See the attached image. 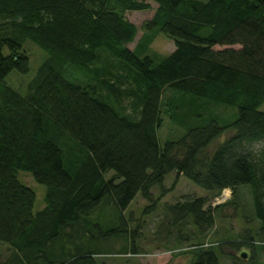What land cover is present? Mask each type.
<instances>
[{
	"label": "trees",
	"instance_id": "obj_1",
	"mask_svg": "<svg viewBox=\"0 0 264 264\" xmlns=\"http://www.w3.org/2000/svg\"><path fill=\"white\" fill-rule=\"evenodd\" d=\"M150 1L138 28L126 13L151 10L145 0H0V243L8 251L0 264L139 255L142 223L130 229L123 211L137 193L154 209L150 190L158 185L163 196L171 172L212 198L229 189L231 200L211 207V197L185 196L167 205L165 232L187 222L202 237L238 189L251 196L241 218L255 224L230 240L192 244L190 264H220L224 247H245L248 264H264V0ZM159 33L173 43L166 55L149 50ZM27 40L47 55L21 95L4 79L27 72ZM184 96L233 106L236 117L160 143L162 114L177 121ZM21 170L46 187L40 210ZM104 209L115 213L101 221Z\"/></svg>",
	"mask_w": 264,
	"mask_h": 264
},
{
	"label": "rangeland",
	"instance_id": "obj_2",
	"mask_svg": "<svg viewBox=\"0 0 264 264\" xmlns=\"http://www.w3.org/2000/svg\"><path fill=\"white\" fill-rule=\"evenodd\" d=\"M145 1L150 2L152 6L151 10L126 13L127 18L138 28L144 20L150 18L152 9L155 7V4L150 0ZM140 36L141 31L138 29L133 42L127 45L129 49L134 48ZM23 47L28 55L27 72L20 73L12 70L4 79L7 85L21 95L25 94L27 83L34 76L39 64L47 55L46 52L28 40L24 42ZM215 48L218 47L216 46ZM149 50L150 53L166 55L173 50V43L163 34L159 33L150 43ZM258 109L264 112V102ZM175 115L179 117L177 121L169 113L162 114V124L156 131L160 143L165 140L176 139L185 133L188 127L204 124L210 118L216 119L220 124L230 122L236 117V109L233 106L212 102L206 103V100L184 96L180 101V108ZM228 135L229 133L223 134L219 140L223 141ZM17 178L34 191L36 198L33 210L37 211L43 208L45 205V185L36 182L27 171H18ZM163 187L167 190L163 196H160L161 188L158 185L153 186L150 190L154 200L157 201L154 209L151 207L152 202L144 199L137 193L128 207L123 211L124 217L131 219L130 229L134 228L138 221L142 223L139 237L135 240L141 253L137 256L108 257L109 264H116L126 258L145 264H190L191 255L188 253L187 248L192 244L200 242L208 244L214 241L230 240L243 231L245 227L255 224L253 221L249 222V224L245 223L244 219L241 218L242 211L250 215L249 211L251 209L250 192L247 188L242 187L238 189V197L234 200V204L226 205L222 211L216 212L215 225L204 236L198 235L195 228L187 222L184 223L180 230L173 228L171 232H165L164 228H159V224L166 220L164 213H170L168 212L167 205L185 196H208L210 198L211 194L205 192V190L192 183L186 177L181 175L176 176L174 172L165 176ZM230 200L231 190L224 189L219 196L211 197L206 206L214 207L219 204H226ZM235 207L237 210L234 209ZM102 212L100 215L102 217L100 218L101 221H103L102 219L106 220V217L111 215L110 213H115L113 210L109 211L108 209H104ZM117 216L119 215L117 214ZM122 244L123 242L120 240L115 241L113 247L114 249H118ZM223 252L224 255L217 250L220 264H248L247 258L241 259V262L231 258L239 256L240 252H248V249L245 247H241L238 251L224 247ZM7 254V245L0 243V260L4 259ZM259 259L264 261V251L260 252Z\"/></svg>",
	"mask_w": 264,
	"mask_h": 264
},
{
	"label": "water",
	"instance_id": "obj_3",
	"mask_svg": "<svg viewBox=\"0 0 264 264\" xmlns=\"http://www.w3.org/2000/svg\"><path fill=\"white\" fill-rule=\"evenodd\" d=\"M240 256H241L242 258H246L247 255H246L245 252H241Z\"/></svg>",
	"mask_w": 264,
	"mask_h": 264
}]
</instances>
